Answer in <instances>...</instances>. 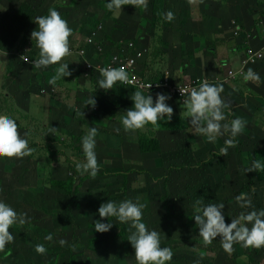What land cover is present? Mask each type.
I'll return each instance as SVG.
<instances>
[{
    "label": "rangeland",
    "instance_id": "374dc122",
    "mask_svg": "<svg viewBox=\"0 0 264 264\" xmlns=\"http://www.w3.org/2000/svg\"><path fill=\"white\" fill-rule=\"evenodd\" d=\"M182 1L148 0L147 9L129 3L121 6V11H110L105 7V0H0V112L17 119L21 134L30 131L27 139L34 149L31 155L23 158H0V199L11 204L18 212H26L31 218L23 225L17 223L11 226L9 231L15 239L6 245L4 251H0V264H11V261L13 264H136L133 249L126 240L128 225L116 222L106 233L94 231V220L103 222L105 219L100 218L97 212L104 196L126 199L131 194V188L133 199L146 205L143 210L144 222L161 231V246L170 247L173 253L176 249H182L190 255L186 263L177 261L173 255L175 262L171 264H264V247L248 250L234 244V250L228 253L221 249L220 241L217 246L214 242L205 246L198 233L194 237L189 234L188 228L195 225L192 198L184 206L186 213H180L183 206L174 202L175 195L185 190L190 191V197L194 193H211L213 198L220 195L226 215L233 207V195L247 191L253 195V204L257 208H264V172H250L251 187L248 188L245 181L240 182L236 159L237 152L243 151L246 156L250 153L255 155L250 158L251 161L264 160V134L249 132L256 126L264 128V91H260V83H248L253 88L244 97V102H234L231 98L236 95L233 94H229L228 99L223 96L230 105L225 109L227 119L230 121L235 116H241L247 124L236 138V146L229 148L227 154H221L224 137L209 143L204 136L196 133L184 116L182 102L172 98L167 101L173 108L172 116L180 119L181 134L170 136L164 132L163 135L162 126L156 130L144 127L125 132L119 124V117L132 106L129 97L133 91L119 90L116 84L111 90L94 87L92 92L91 88L97 80L92 83L79 74L78 64L81 60L77 58L67 61L72 75L53 86L49 80L55 68L38 70L24 60V56L32 60L39 52L30 33L36 27L34 17L46 15L49 8H56L68 21L74 30L69 38L70 45L79 46L88 41V37L98 30L97 26L102 24L110 35L109 44L142 38L143 31H153L157 27L155 20L165 21L162 16L166 11L176 15L177 28H190L193 24L190 21L192 8L188 3L186 7L180 6ZM202 5L205 8V4ZM208 8L211 12L213 9L217 11L218 17L204 11L201 12L202 21L207 24L211 20L215 40L222 38L228 23H221L225 21L229 6L225 2H217L213 9L211 6ZM177 14L186 18L181 27L178 24L181 16ZM170 26L172 28V24ZM150 44L151 41L145 40L146 48ZM225 45L229 48L231 42H225ZM90 46V52L95 51L99 56L103 54L104 50L98 49L96 39L92 40ZM113 49L117 50L116 47ZM238 55L239 52L228 54L227 58L234 63ZM105 60H100L96 66ZM90 79L94 80L92 77ZM90 96L95 99L94 107L85 105ZM49 126L57 128L56 135L46 133L43 137L42 133ZM89 126L98 129L96 152L100 171L95 178L81 175L75 169V163L83 158L80 140ZM117 127L121 128L119 132L115 130ZM119 149L122 159L138 162L142 166L141 171H134L139 176L135 184L129 183L135 178L131 175L133 171L122 168L123 163L111 158L112 153L108 152ZM176 149L190 154L189 157L193 159H198L195 154L207 150L208 160L222 162L221 168L205 175L209 179V189L213 186L214 175L223 169L221 177H225V189L219 186L207 191L204 182H198L200 175L197 169L200 165L196 163H192L191 170L182 169L180 166L162 164L157 157L147 155L163 153L169 156L167 162H170L172 155L179 153ZM192 172L193 178L186 176ZM103 173L115 180L114 186L111 183L108 186L101 184L98 179L103 178ZM125 177H128V181ZM117 180L124 183L119 184ZM207 203L213 202L207 200ZM239 211L238 207L233 209L228 217L225 216V222L229 223ZM77 221L84 224L82 232H88L85 246L80 238L71 241L73 234L70 230ZM174 221L179 223L180 232L176 238L166 240L164 232L171 230ZM48 233L53 234L54 240L65 238L68 245L61 247L58 243L46 241L44 237ZM41 243L47 249L45 254L35 251V245Z\"/></svg>",
    "mask_w": 264,
    "mask_h": 264
},
{
    "label": "clouds",
    "instance_id": "9594fccd",
    "mask_svg": "<svg viewBox=\"0 0 264 264\" xmlns=\"http://www.w3.org/2000/svg\"><path fill=\"white\" fill-rule=\"evenodd\" d=\"M218 3L225 2L229 6L227 15L225 16L226 26L223 31L222 38L217 41H231L230 48L233 49L232 54L239 52L237 60L234 63L225 62L217 63L213 73H193L187 77L173 76L170 78V72L160 73L156 69H151L149 62L151 60V51L145 47L146 37L137 38L134 41H119L115 47L117 50L120 46L132 45L133 51L138 55V67L136 70L137 77L144 83L159 84L158 87L146 92L129 86L134 77H130L127 66L121 64L119 67L99 68V78L92 86L99 87L103 90H111L114 85L118 84L119 90L133 91L129 99L132 106L126 109V112L119 117V124L125 132H131L151 124L153 130L159 129L161 123L158 121H170L173 114V108L167 101L172 98L184 105V116L189 124L195 129L196 133L204 136L209 143H215L218 137H224V146L220 148L221 154H227L229 148H233L238 143L237 137L246 127L247 121L241 116H235L230 121L225 115V109L229 108V102L221 95L229 97V94L235 93L227 91L240 80L247 82L259 83L261 75L251 68L246 72L243 71L249 67L260 68L264 70V58L258 62L247 64L243 68L240 66V56L246 46L254 49L264 45V23L258 13L264 8V1H247V0H212ZM131 3L135 7L147 9L148 0H105V7L110 11H121V6ZM247 15H255L254 19H248ZM164 19L172 21L174 13L166 11ZM33 22L36 27L30 33L31 40L35 41V45L39 50L38 56L35 55L32 60V67L38 70L53 67L54 75L49 80L53 86L57 81H65L63 78L72 75L69 68L71 58L81 60L78 66L83 70L91 67L87 51L90 45L84 43L79 46H71L69 38L73 35V28L69 26L66 19L62 18L60 12L56 8H49L46 15H38L34 17ZM235 23L242 31L238 36L233 35V27ZM99 30L95 31V37L98 49L104 50L103 45L98 43L100 33L103 31V25H98ZM97 26V28H98ZM159 26V24H158ZM224 26H221V29ZM246 34H250V39L246 38ZM149 41V40H148ZM152 43V42H151ZM151 45V44H150ZM85 48L84 57L72 50ZM114 50L110 56L117 52ZM109 56V57H110ZM224 59V58H221ZM232 70L236 75L228 82H222L221 79L227 76V71ZM152 71L153 73H150ZM178 71H183L181 66ZM88 78V77H87ZM197 81L195 86L186 87L182 91L185 98L179 100L173 96L169 88L179 87L181 84ZM225 86V87H224ZM141 88L144 86L141 85ZM250 87V86H248ZM251 88V87H250ZM149 89V85H148ZM235 90V89H234ZM164 91L166 93H164ZM180 93L181 90L179 89ZM155 93V99L150 93ZM147 93V94H145ZM94 96V95H93ZM90 96L85 105L95 106V99ZM236 97L231 99L234 101ZM235 102V101H234ZM84 105V107H85ZM82 114V113H81ZM83 115V114H82ZM56 127H47L42 133L43 137L46 133L56 135ZM117 132L120 127L115 129ZM97 132L95 126H89L85 135L81 137L80 146L83 158L81 162L75 163V169L81 175H88L95 178L100 171L97 160ZM30 131L23 134L19 131V124L15 117L0 112V158H23L32 154L34 149L30 146L27 137ZM239 167V166H238ZM245 174L248 172H264V160L253 159L247 166L239 167ZM236 206L240 209L237 216L229 223L225 222V204L223 201L215 203H203V199H198L193 205L194 214L192 219L198 229V235L202 239L205 246L211 244L214 240L215 245L221 242V249L231 253L233 245H241L242 249L251 248L259 249L264 247V208H257L248 193L241 192L234 196ZM146 205L139 202L138 199L126 198L123 200H104L98 209V216L105 218L102 222L100 219L94 220V231L100 233L108 232L116 222L128 225L127 241L133 249V256L136 264H171L173 258V250L167 246H161V231L147 226L143 220L144 208ZM109 218H114L110 220ZM30 217L26 212H18L11 204L6 203L4 199H0V251H4L6 245L12 243L15 239L13 233L9 231L11 226L19 223L23 225L30 221ZM218 236V239H214ZM44 239L49 242L58 243L59 246L65 247L68 241L65 238L54 240L53 234L48 233ZM35 251L39 254H45L47 249L44 244H36Z\"/></svg>",
    "mask_w": 264,
    "mask_h": 264
},
{
    "label": "crops",
    "instance_id": "0c3cea01",
    "mask_svg": "<svg viewBox=\"0 0 264 264\" xmlns=\"http://www.w3.org/2000/svg\"><path fill=\"white\" fill-rule=\"evenodd\" d=\"M208 1L211 0H183L180 3V6L182 7H186L188 3L192 8L193 14L190 21L193 24L190 28L186 27L183 30H181V28H177L176 15H174V19L172 21L157 20V23L159 22V26L153 32L145 31L142 33L143 37H146L149 42H152L147 48L150 51L151 46L153 48L151 52V60L149 62L151 69H156L160 73L170 72V78L173 76L187 77L193 73H213L218 62L225 63L229 61L227 55L232 54L233 49L237 47H234L233 49L230 48L232 42L227 41L231 42V45L227 48L225 42L223 43L215 40L214 26L211 20H208L207 24L202 21L203 18L201 12L205 11L210 13L207 3ZM201 2L205 4V8ZM216 5L217 3L214 2V5H211V7L213 8ZM180 16L181 17L178 20L179 27H181L182 23L184 24L186 22L185 16ZM246 16L250 20L256 17L255 15L249 16L247 14ZM259 16L264 23V8ZM225 23L226 20L221 23V25ZM171 24L172 28L170 26ZM221 57H224V59H221ZM181 66H183V71H178ZM249 68L261 75L259 82L261 87L260 91H264V70L249 66L243 71V74ZM150 73L153 72L150 71ZM153 76H155L154 73ZM248 83L249 82L245 83L243 80H240L231 88H227V91L224 89V92L228 93V91H231L236 94L238 88H244L245 90L248 88L250 90L253 88V85L250 86V88L248 87ZM150 94L155 97L154 92ZM221 95L224 96L223 93ZM225 98L228 99L227 97ZM235 99L234 101L236 102ZM177 261H179L178 258ZM172 262H175V258H172ZM11 264H13L12 261Z\"/></svg>",
    "mask_w": 264,
    "mask_h": 264
},
{
    "label": "trees",
    "instance_id": "16d2710c",
    "mask_svg": "<svg viewBox=\"0 0 264 264\" xmlns=\"http://www.w3.org/2000/svg\"><path fill=\"white\" fill-rule=\"evenodd\" d=\"M211 1L207 2L208 6L214 5L215 1L214 2H211ZM210 13L214 14L215 17H218V13L214 9H213V12L210 11ZM258 14H260V13H258ZM155 22L157 23V20H155ZM157 27H158V23H157ZM157 27H155V29ZM153 31L149 30L147 32H153ZM143 32H145V31H143ZM109 37H110V35L105 31L104 25H103V31L101 32V35L98 38V43L103 45V49H104L103 54L101 56H99V55L96 54L95 51H93V52L89 51V50H91V47L88 48L87 56H88V59H89L91 67H89V68H87L85 70H83V68L79 69V74L81 76H83V78L88 77V79L92 83H94V81L99 78V70H97L95 68V66L99 62H101L100 60L107 59L110 56V54L112 52H114L113 47H115V45L119 42V41L116 42V43L115 42H111V44H109L108 43ZM136 39L137 38H131V39H128V40L129 41H134ZM123 41H125V40H123ZM37 56H38V54H37ZM91 77L94 80H91L90 79ZM249 91L250 90L248 88H246V90L244 88L243 89L238 88L237 92H236V99H235L236 102L237 103L244 102L245 101L244 97H247V94L249 93ZM147 126L152 127L151 124H149ZM161 126H162V130H163V135H164V132H166L167 134H170V136H173V134H181L180 119L178 117H176V116H172L170 121H163ZM249 132H250V134H253V133H255V134H264V128L256 126V127H253ZM121 149H119V150H117L115 152H113L111 150L108 151V152L112 153V157L111 158L116 159L117 162H122L123 163L122 168L124 167L125 169H127L129 171H133L131 173V175L135 176V178L133 180L129 181V183L130 184H135V182H136L137 178H139V176H137L136 172H134V171H141L142 166L138 162L130 161V160H127V159H122V155L120 153ZM142 151H144V150H142ZM177 151L179 153L173 154L172 155V159L169 160L170 162H167L169 156H165L163 153H160L159 155L157 153L156 154L147 153V155L148 156L157 157V161L160 162V163L162 162V164H172L174 166H180V167H182V169L186 168V169H190L191 170V168L193 166L192 163H196L198 166L200 165V168L197 169L198 170V174L200 175V180L198 182L199 183L204 182V187L207 189V186L209 185V183H207V182H209V179L207 178L205 173L210 172V171H212V170H214L216 168H221L220 164H222V162H219V161H216V160H208L206 158L209 155V152L207 150H202L200 154H198V153L195 154L196 156H198V159H193V158L189 157L190 154L182 153V151L180 152L179 150H177ZM170 154H172V150L170 151ZM237 154L238 155H236V159L238 161V166L239 167H242V165L243 166H247L251 162L250 158L251 157H255V155L253 153H250L249 156L248 155L246 156L245 153H243V151H239V152H237ZM103 158H107V157H103ZM108 164L109 163H107V165ZM239 167H238V169H239L240 182L245 181L246 182V186L248 188H250L251 187L250 172L244 174L240 170ZM105 173H107V172H105ZM105 173H103L101 175V177H103V178L100 177L101 179H98V180H101V184L103 186H108L110 183L112 184V186H114L115 180L112 179V178H107ZM218 173H219L218 175H214L213 186L210 187L209 189H207V191L210 192L211 190H214V189H216L219 186H222V188L225 189V187H224L225 186L224 185L225 177H223V178L221 177V174L223 173V169L218 171ZM193 175H194V172L190 173V175L187 174L186 176H190V177L192 176L191 178H193ZM121 176H123V175H121ZM125 178L128 181V177H125ZM116 182L119 183V184H123L124 183V182H121L119 180H117ZM241 192L248 193L247 191H240V192H237L235 195H233V198H234V196H236L237 194H239ZM126 194L128 195L129 191H127ZM248 194L251 196V198L253 200V195H251L250 193H248ZM219 197H220V195H217L216 198H213L211 193L204 194V195L201 194V193H194L193 196L190 197V191L189 190H185L184 193H179V194L175 195L174 202H177V203H179V204H181L183 206L179 210L180 213H186L187 208L184 207V206L188 203L190 198H192V200H193V202L195 204V202L198 199H203V203H206L207 200L212 201L213 203H215L217 201H223V200L219 199ZM128 198H134L133 197V189L132 188H131V194L129 195ZM113 199L123 200L124 198L121 199L120 197H117V196H115V197H106V196H104V200H113ZM104 200H103V202H104ZM235 208H237V206H236L235 201H234V204H233V207H232L231 211L233 209H235ZM229 213L226 214L227 217H228ZM178 224L179 223L175 222V221L171 223V225H172L171 230L164 232V239L169 240V239H172V238H176L177 234L180 232L179 231L180 228L178 227ZM83 225L84 224H79V221H77L76 225H74L71 228L70 232L73 234V236L71 237V241L72 242H74L77 238H80L83 241L84 246H85V243L87 242V239H88V232L86 234H84L82 232L81 228H84ZM188 230L190 231V233L189 232H187V233L192 235V237L196 236L197 233H198V229L193 224H192V226L190 225ZM214 239H218V236L216 238H214ZM174 255L179 259V262L181 261V262H184V263L188 262V258L190 256L189 254L184 252L182 249H176L174 251ZM234 257H235V255H234Z\"/></svg>",
    "mask_w": 264,
    "mask_h": 264
},
{
    "label": "built area",
    "instance_id": "2783aa9c",
    "mask_svg": "<svg viewBox=\"0 0 264 264\" xmlns=\"http://www.w3.org/2000/svg\"><path fill=\"white\" fill-rule=\"evenodd\" d=\"M247 1H253V0H247ZM258 1H264V0H258ZM233 24H234L233 35L238 36L242 30L238 26H236L234 22H233ZM97 29L99 30L100 27L98 26ZM96 36H97L96 32L91 34L88 37L89 38L88 41H85L84 46L90 45V43L92 42V40L95 39ZM246 38L249 40L250 34H246ZM71 53L72 54L76 53L79 56L84 57L86 54V50H85V48H80V49L72 50ZM263 58H264V45H262L260 48H257V49H254L251 46H246L244 48L243 52L241 53V56H240V66H241V68H243L247 64L258 62V61L262 60ZM34 59H36V58H34ZM34 59H32V60H34ZM24 60H26L27 62L29 61L32 64V60H30L26 56H24ZM121 64L126 65L127 70L130 73V77H134V79L132 80L131 83H127V84H129V86H132V87L134 86L137 89H143V90H148V91L158 87L157 85H159V84H153L152 85L150 83H144L142 80H140L137 77L138 75L136 73V70L138 67V55L136 54V52L133 51V47L131 44L128 46H125V45L120 46L116 53H114L110 57H108L103 64L99 65L98 67L95 66V68L97 70H99V68L108 67L109 65H111L113 67H119ZM235 75H236L235 72H233L232 70H228L227 76L223 77L221 79V81L222 82H228ZM196 84H197V81L192 80L189 83L181 84L179 87H170L169 91L173 96H175L177 99L181 100V99L185 98V94L183 93L182 90L186 87L195 86ZM141 85H143L144 87L141 88L140 87ZM148 85H149V89H148ZM179 89L181 90V93H180Z\"/></svg>",
    "mask_w": 264,
    "mask_h": 264
}]
</instances>
